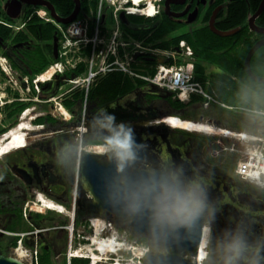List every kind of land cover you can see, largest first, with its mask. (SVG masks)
Instances as JSON below:
<instances>
[{"label": "flooded vegetation", "instance_id": "flooded-vegetation-1", "mask_svg": "<svg viewBox=\"0 0 264 264\" xmlns=\"http://www.w3.org/2000/svg\"><path fill=\"white\" fill-rule=\"evenodd\" d=\"M12 1L0 0L1 16L4 12L7 15L6 4ZM167 1L159 0L156 3L160 9L158 19L161 20L162 29L175 37L184 35L195 39L210 32L216 34L211 29L213 16L212 25L220 32L228 31L222 28L221 23L227 19L229 5L233 1L174 0L169 2L168 7ZM23 5L22 12L25 8L35 7ZM2 21L0 18V25ZM38 44L36 37L13 43L0 34V53L8 56L19 78L28 74L17 70L13 63L27 68L40 48ZM41 47L50 53L49 47ZM30 72L33 76L32 70ZM4 80L0 75V86L5 84ZM56 89V81L48 83L43 86L41 96ZM7 92L10 93V89ZM15 95L20 96L19 93ZM22 103L26 105L23 110L33 105H36V109L23 119L22 112L14 116L8 111ZM174 103V95L169 92L155 90L152 85L136 86L111 99H90L87 119L99 115L102 117L101 110L107 113L114 110L111 114L115 115V119H121L117 124L123 122L150 145L151 155L161 170L168 175L175 173L184 182L195 179L204 189L207 207L203 214L206 225L202 230L201 243L191 251L183 252L187 261L193 264H224L227 253L222 242L238 232L243 235L247 247L237 264H264V182H247L237 174L236 168L248 146L238 141L231 143L221 139L200 143L188 131L163 129L161 124L165 116L174 112L182 113ZM44 107L36 101L16 100L5 107L7 116L0 123V140L12 132L21 133L22 130L16 129L23 120L33 126H41L23 130L26 139L24 146L13 148L0 156L2 252L21 258L26 264L31 261L38 264H121L123 252L120 249L114 254H101L93 246L94 239L92 242L90 238L74 241L72 237L70 247L66 250V234L70 224L72 228L92 227L95 218L105 220L110 229L102 225V232L106 231L107 236L112 235L116 241L118 234L115 233L121 231L123 225L130 227L128 221L118 222L109 215L99 216L90 197L80 186V151L90 144L95 147L104 145L105 139L112 135V129L107 124L108 131L100 129L102 123L98 121L89 125L88 132H82L79 130L80 109L76 113L72 111L71 120L63 121L54 117L51 111H45ZM40 112L45 113L38 115ZM38 119L42 120L41 124L36 123ZM13 127H16L15 130ZM213 146L220 147V152L212 151V157H209ZM144 165L146 169L154 171L156 163L146 161ZM87 200L92 208L86 206ZM38 203L44 207L51 203L55 209L48 208L45 213L36 212ZM136 239H143L149 248L148 240ZM14 240L16 244H13ZM24 249L31 255H24Z\"/></svg>", "mask_w": 264, "mask_h": 264}, {"label": "built area", "instance_id": "built-area-1", "mask_svg": "<svg viewBox=\"0 0 264 264\" xmlns=\"http://www.w3.org/2000/svg\"><path fill=\"white\" fill-rule=\"evenodd\" d=\"M97 1V8L91 11L89 17L77 18L68 26L59 25L58 59L53 61L41 74L31 77L26 75L19 78L13 70L10 60L4 54H0V75L5 79V84L0 86V123L7 116L5 107L16 100L21 102L36 101L38 104L48 106L54 117L63 121L71 120L72 111L64 105L65 99L71 98L76 92H80L83 95V100L79 108L81 110L79 130L83 132L87 129V107L93 85L107 73L118 71L132 79L142 80L147 85L153 84L161 90L174 93L182 103L190 102L196 96L202 99L205 108L220 105L226 109L229 108L249 115L248 110L252 107H233L223 104L208 93L203 83L196 80L195 63L192 62L194 51L186 41L181 40L179 46L171 48V50L153 46L151 48L144 45L145 42L136 44L132 36L123 32V23L120 19L122 12L125 15L138 14L148 17V8L154 2L152 6L155 15H157L160 9L156 3L159 0H140L136 4V0ZM130 3L131 5H129ZM36 17L45 22H54L48 11L41 8L29 13L28 17L20 19L17 23L2 21V25L19 32L26 27L30 20ZM156 51L167 62L157 64L154 67L155 70L152 71L153 73L146 75L138 69V66L145 64L146 60L151 57L160 59L161 57L159 58L154 54ZM171 60L172 62L169 63ZM54 81L57 83L56 91L50 92L49 90L47 94L41 96L43 86ZM8 89H10V93L7 92ZM16 93H19L20 96L17 97ZM35 109L36 105L26 108L22 111L21 118L32 114ZM44 113L37 114L44 115ZM173 119L179 120L182 124L186 122L175 117L167 118L166 121L172 126ZM34 127L41 126L36 125ZM34 127L31 124L27 126L29 129H34ZM174 127L182 128L181 124ZM229 133L238 139L243 138V140L255 142V147L238 164V173L244 179L251 178L254 181H259L260 177L264 175V136L259 138L251 133L250 135L246 133L236 134L231 131ZM84 150L85 148H82L80 151L82 153H80L81 158L78 159L79 174ZM219 152L220 150H218V154ZM19 247H21V243ZM128 249H130L131 254L133 253L132 257H136L133 252L135 247L131 246ZM148 250V247H144L142 250L139 248L140 256L137 258L139 264L142 263ZM23 253L26 256L31 255L27 249H24ZM122 260L125 261L124 257ZM131 260L134 263V259ZM29 264L38 263L31 261Z\"/></svg>", "mask_w": 264, "mask_h": 264}, {"label": "trees", "instance_id": "trees-1", "mask_svg": "<svg viewBox=\"0 0 264 264\" xmlns=\"http://www.w3.org/2000/svg\"><path fill=\"white\" fill-rule=\"evenodd\" d=\"M55 7L56 13L60 17H69L75 8L74 0H47ZM82 9L81 16L85 13L90 14V10L96 8L97 0H81ZM262 0H234L230 3V7L227 14V19L221 23L222 28L228 29V31L239 28V31L233 36L220 37L212 32L205 34L201 38L189 39L184 35L175 37L171 33L164 31L161 27V20L157 17L144 18L139 15L130 16L129 24L125 26L124 30L128 35L135 39L144 37L151 33L149 40L156 42L155 47H162L163 49L171 50L175 48L181 42V39H186L194 51L195 57V78L206 86L209 94L217 98L223 104L233 107H258L264 109V84L257 83L247 75L244 68L245 58L250 48L257 43L258 40L264 38V35L254 33L248 27V19L259 8ZM37 7L25 8L22 12L24 16H29V13L36 10ZM0 18L7 22H16L9 16L3 13L0 14ZM256 24L259 27L264 28V11L260 17L256 20ZM57 27L53 23H45L37 18H34L25 30L16 32L9 27L0 25V34L6 38L9 42H19L22 40H30L32 37H36L38 40V52L35 57L31 59V63L24 68L22 64H14L17 70H21L24 73L29 74L32 70L33 76L35 74H41L52 63L53 57V41L57 34ZM47 46L50 49V53L41 46ZM1 51V49H0ZM214 52V53H213ZM147 59L145 64L152 63ZM204 62L213 63L216 65V69L213 72H207ZM251 70L257 75L264 77V45L257 50L256 54L252 57ZM144 85L142 80H135L125 76L121 72L107 73L103 78L95 83L90 91V99L96 97L111 99L119 94L127 93L130 89L136 86ZM83 100V95L80 92H76L71 98L65 99L64 105L67 109L74 113L79 110V103ZM202 99L199 97H193L191 102H198L201 104ZM177 108L185 111L183 103L175 99ZM26 107L24 103L16 105L15 108H9L12 114L19 115ZM78 109V110H77ZM212 109H217V112L223 113L230 120V124L238 127H247L253 130L255 127L251 124L252 120L247 117L236 116L235 112L229 109H224L220 105H213L210 107V114ZM80 113V112H79ZM182 119H187L184 112L177 114ZM203 117V116H202ZM220 118L218 115L214 121H218ZM42 120H36V123L41 124ZM261 134L264 135V132ZM194 135V134H192ZM200 143H204L207 138L195 136ZM209 140V139H208ZM211 151H216L218 147L213 146ZM210 152L208 153L210 157ZM87 200L88 207L91 204ZM92 208V207H91ZM81 214L79 215V218ZM15 240L13 241V244ZM2 243H0V252H2ZM4 254V253H3ZM7 255V254H6Z\"/></svg>", "mask_w": 264, "mask_h": 264}, {"label": "water", "instance_id": "water-1", "mask_svg": "<svg viewBox=\"0 0 264 264\" xmlns=\"http://www.w3.org/2000/svg\"><path fill=\"white\" fill-rule=\"evenodd\" d=\"M170 1L173 2L174 0H168L167 7ZM74 2L75 8L72 14L69 17H60L56 13L54 5L46 0H14L6 4L7 16L13 20L18 19L22 14L23 4H29L35 7L41 6L46 8L50 14H52L56 22L68 25L80 15L82 9L81 0H74ZM263 11L264 0H262L256 12L248 19V27H250V30L261 35H264V28L259 27L256 24V20ZM213 19H215L214 16ZM213 19L211 21V29L220 37L233 36L239 31V28H237L232 31L220 32L212 25ZM121 20L125 25L129 23L124 13L121 14ZM263 45L264 38L258 40L257 43L250 48L244 63V68L251 80L262 84H264V77L257 76L253 70H251V61L257 50ZM53 46V57L58 59V35H55ZM152 87L155 90L157 89L155 86ZM112 112H114V110H109V113ZM115 120L117 122L121 119ZM87 121V131L90 124L98 123V121L102 123L100 129L108 131L106 122L100 115L95 118L90 117ZM161 127L163 129L169 128L165 122L161 124ZM131 130L133 156L125 162L122 171H117V162L111 152L108 154L94 153L91 150L83 152L79 174L81 190L90 197L92 206L99 216L105 217L109 215L114 217L118 222L128 221L130 222L131 234L134 238H144L148 240L150 251L147 253L142 264H193L192 261H187L185 257H183V252L191 251L201 243L202 230L206 225L203 213L189 227H180L166 233H160L159 230L155 232L152 230L147 210L142 213L132 214L125 210L123 203H118L116 200L115 193L119 189L127 187L134 182L146 180L153 176L157 178L168 176L166 171L158 167L157 161H155L153 155H151L150 145L145 142L141 135L134 129L131 128ZM146 161L156 163L154 171L145 168L144 163ZM164 248H167V250H164ZM0 264L25 263L15 255H6L0 252Z\"/></svg>", "mask_w": 264, "mask_h": 264}, {"label": "clouds", "instance_id": "clouds-1", "mask_svg": "<svg viewBox=\"0 0 264 264\" xmlns=\"http://www.w3.org/2000/svg\"><path fill=\"white\" fill-rule=\"evenodd\" d=\"M248 111L251 116L264 117V110L258 107ZM101 112L102 119L112 129L103 151L112 153L117 162V171H122L125 162L133 156L132 130L123 122L117 124L114 114ZM115 196L129 213L147 210L152 230H159L160 233L191 226L207 207L204 189L198 181H181L175 173L134 182L119 189ZM222 246L227 253L224 264H237L247 247L243 235L238 232L224 240Z\"/></svg>", "mask_w": 264, "mask_h": 264}, {"label": "rangeland", "instance_id": "rangeland-1", "mask_svg": "<svg viewBox=\"0 0 264 264\" xmlns=\"http://www.w3.org/2000/svg\"><path fill=\"white\" fill-rule=\"evenodd\" d=\"M154 4V2H153ZM152 4V5H153ZM157 11V8L155 9ZM144 17V16H142ZM145 18V17H144ZM124 33H126L125 31H123ZM151 33H149L148 35L144 36V37H141V38H138V39H135V43L138 44V42H145L144 45H146L147 47H151L155 45L156 42L160 43V41H157L155 40L156 42H153V41H150L148 37H150ZM154 49V48H153ZM155 55H157L159 58L161 57L162 58V55H160L159 52H154ZM156 57V56H155ZM195 61V57H194V54H193V59H192V62ZM162 62H167L166 60L165 61H162ZM172 60L169 62L171 63ZM195 63V62H194ZM205 65H206V70L207 72H213L215 71L216 69V65H214L213 63H207V62H204ZM159 64V62L157 60L154 61L153 64H150V65H145V64H139L138 66V69L141 70V72H143L144 74L146 75H149L150 73L152 74L153 72V69L154 67ZM155 70V69H154ZM194 72H195V68H194ZM184 108H185V111L184 110H181L182 112H184L185 116H187V119L185 120H188V121H191V122H194V123H201V124H204L203 126L205 127H208L209 129L207 131H196V130H190L188 132H191V134H194L195 136L197 135L198 137H205L207 138L205 140V143L207 142L208 139H215L218 141V139H221V140H224L226 142H236L238 141L239 144H245L248 146V149L245 151V153L242 155L243 158H245V156L248 154V152L253 148L255 147L254 145V141L253 140H243V138H237L235 136H232V135H229L224 133V132H227L226 130H234L236 128H233V125L230 124V122L228 123H224L222 122L221 124L217 121H214L216 119V116H221V118L223 119H227L228 117H226V115H224L223 113L220 112H217V109H212V114H210V108L207 109L205 108V106L199 104L198 102H187V103H184L183 104ZM44 108H47L48 110L49 107H44ZM180 113V112H174L172 114H169L167 116H165V118L167 117H177L176 115ZM203 116V117H202ZM245 117V116H243ZM257 118V117H255ZM259 118V117H258ZM261 119V117H260ZM260 119H258V122L256 121H252L251 124H253V126L255 127L253 130L251 129H248V128H243L244 130H238L236 129V131L238 130L241 131V133H246V134H249L250 135V132H253L254 134L252 135H256L257 137L261 138L263 136V134H261L262 132H264V122L260 123ZM184 120V119H183ZM184 120V121H185ZM210 121H213L215 123H219L217 126L215 125H212ZM223 121V120H222ZM24 123H26V120H23ZM29 122L26 123L27 126H29ZM16 127H13L12 129L15 130ZM36 128V127H34ZM172 128V127H171ZM176 128V127H175ZM211 129V130H210ZM17 130V129H16ZM187 131V130H186ZM210 131V132H209ZM246 131V132H244ZM25 132V131H24ZM83 132H88L87 129H85V131ZM237 133V132H236ZM236 140V141H234ZM251 141H253V143H251ZM237 142V143H238ZM100 148L103 149V146L104 145H99ZM97 146V147H99ZM93 145H89V149H87L88 151L91 150L92 148H97ZM218 150H220V147H218ZM254 153V152H253ZM210 157H212V151L210 152ZM215 158V157H214ZM241 157H239V160H240ZM248 158V156H247ZM242 159V158H241ZM241 161V160H240ZM240 161H238V164L240 163ZM238 164H237V174L239 175L238 173ZM240 176V175H239ZM242 177V176H240ZM264 178V175L261 176ZM260 177L259 179V182L263 181L264 182V179L262 180ZM243 178V177H242ZM244 179V178H243ZM247 182H254L253 179L251 178H248V179H245ZM49 200V199H48ZM47 200V201H48ZM37 211L36 212H48L46 209V207H44L41 203H38L37 207H36ZM72 215V214H71ZM97 218L94 219V226L91 227V225L89 227H84V226H81L79 228H72L70 227L71 224L68 226V233L66 234L68 237H67V247H66V250L69 249L70 247V243H71V238L74 240V241H82V240H85V238H90V242L91 240H95V239H98L97 241H99L100 243L104 242V240H107L110 241L113 243V245H118L119 247H121V249H123L124 251L123 252V257H124V260L122 264H133L131 261V259L133 258L134 259V263L137 264L139 259L138 256H140L139 254V248L142 250L144 249V247H147V243L143 240V239H135L132 234H131V229L130 227L128 226H122L121 227V231H119L118 233H115V234H118L117 238L119 240V242L121 241V243L117 242L115 240V238L113 239L112 238V235H109L107 236L106 234V231H103L102 232V225H104V223L106 224V227L107 230H109V224H107L106 222L107 221H103V220H98L96 221ZM71 228V229H70ZM94 231V232H93ZM103 238V239H102ZM105 238V239H104ZM100 239V240H99ZM93 240V241H94ZM75 244V242H74ZM135 247L134 249V253L136 254V257H132L133 256V253L131 254L130 249H128L129 247ZM139 264V263H138Z\"/></svg>", "mask_w": 264, "mask_h": 264}, {"label": "bare ground", "instance_id": "bare-ground-1", "mask_svg": "<svg viewBox=\"0 0 264 264\" xmlns=\"http://www.w3.org/2000/svg\"><path fill=\"white\" fill-rule=\"evenodd\" d=\"M140 2V0H136L135 1V4ZM153 4V3H152ZM152 4L149 6L148 8V15L149 16H152L155 14V11L153 9V6ZM79 17V16H78ZM181 40H184V39H181ZM185 41V40H184ZM190 46V44H188ZM191 47V46H190ZM192 49V48H191ZM193 51V49H192ZM178 124H181V127L182 128H189L190 130H196V131H207L209 128L208 127H205L203 126L201 123L199 124H195L194 122H191V121H188L186 120L185 123H181L179 120H176V119H173L172 120V127L174 126H177ZM195 127V128H194ZM24 129H27V125L25 123H23V125H21L17 130H22L21 133L18 134L17 131L15 132H12V134H10V136H8L7 138L5 137V139H2L0 140V156H3L4 154H6L7 152H10L11 150H13V148H19V147H22L24 146V142H25V135L23 134V130ZM211 130V129H210ZM210 132V131H209ZM226 134H229V132H224ZM87 149H89V147H87ZM91 151H93L94 153H106L105 151H103L102 148H92ZM47 209L48 208H52L54 207V205H52L51 203H48L46 206H45ZM98 239H95L94 242H93V246L97 248V250L101 253V254H104V253H115V252H118V247L117 245H113L112 242L110 241H104L103 243L97 241ZM100 240V239H99ZM92 242V241H91ZM148 247V246H147ZM90 250L92 249L91 247H88ZM84 249V248H83ZM85 250V249H84ZM149 252V250H148ZM147 252V253H148ZM84 256V255H83ZM96 258V256H95ZM119 264V263H118ZM131 264V263H129ZM135 264V263H133ZM138 264V263H137Z\"/></svg>", "mask_w": 264, "mask_h": 264}, {"label": "crops", "instance_id": "crops-1", "mask_svg": "<svg viewBox=\"0 0 264 264\" xmlns=\"http://www.w3.org/2000/svg\"><path fill=\"white\" fill-rule=\"evenodd\" d=\"M51 57H53V52H52V56ZM53 60H55V58L53 57ZM236 114V116L238 117V119L240 118V116H243V115H241V114H237V113H235ZM220 118H217L218 119V122L221 124L222 122H224V123H228V122H230V120H228V118L227 119H223V118H221V116H219ZM227 117V116H226ZM247 118H249V120H252V121H256V122H258V119H260V118H255L254 116H250V117H247ZM223 120V121H222ZM262 122H264V120H262V119H260V123H262ZM233 128H236V126H234ZM243 128H245L244 126L243 127H237L236 129H240V130H244ZM247 128V127H246ZM236 129H234V130H236ZM246 132V131H245Z\"/></svg>", "mask_w": 264, "mask_h": 264}]
</instances>
